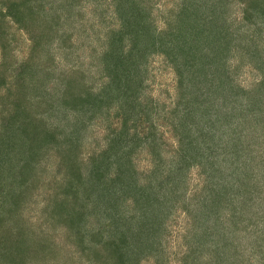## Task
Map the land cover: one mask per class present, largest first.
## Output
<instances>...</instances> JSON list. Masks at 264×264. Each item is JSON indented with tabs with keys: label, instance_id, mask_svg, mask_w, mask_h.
Returning a JSON list of instances; mask_svg holds the SVG:
<instances>
[{
	"label": "trees",
	"instance_id": "trees-1",
	"mask_svg": "<svg viewBox=\"0 0 264 264\" xmlns=\"http://www.w3.org/2000/svg\"><path fill=\"white\" fill-rule=\"evenodd\" d=\"M260 1L262 3L258 4ZM251 2L250 6L256 11L264 10V0ZM131 5L133 8L129 7ZM124 13L127 14V22L124 23L126 30L111 29L114 33L111 32L106 40V50L108 46L109 50L99 56L106 66L108 82L99 92L89 89L80 93L78 100L68 97L66 103L68 106L71 102L69 107H73L70 109L74 111L73 116L68 114L67 118L74 119L71 123L74 128L77 127L72 137L77 136L78 139L79 135L84 134V138L78 142L88 138L91 133L89 127L93 124L103 126L100 122L93 123L94 117L107 123L106 136L103 134L101 137L106 146L87 157L89 166H85L86 169L84 159L77 163L71 157L74 161L63 164L67 175L63 177V186L59 190L53 189L51 195H47L42 205L38 206L39 200L34 198L33 191L43 176L40 175L38 179V175L44 170L42 167L40 170L36 157L39 158L46 151L45 143L56 141V129L49 126V132L45 133L39 129V124H32L27 115L21 121L7 120V128L0 129V264H35L34 261L49 255L50 259H57L58 264H140L148 257L154 258L156 264H165L167 257H171L168 251L171 237L177 232L183 246L179 256H175L178 257V264H198L190 257L200 254H203L202 257H214L212 249L206 245L210 243L211 232L216 229H221L224 234L230 231L240 233L236 241L237 253L244 237L252 245L263 246L264 235L259 234L262 229L256 227L255 235L246 236L232 219L247 220V212L256 207V202L264 203V146L261 145H264V126L259 136L254 132L249 134L244 130L245 124L237 118L239 116L226 114V111L214 115L220 121L216 118L213 121L198 110L202 109L199 108L200 98L197 95H192L194 104L187 105L188 108L181 106L180 113L176 106L164 111L162 104L156 107L145 100L135 105L128 102V107H124L130 99L128 91L135 95L132 100L137 99L138 95L135 94L136 86L140 82L133 69L135 58L144 56V52L147 55L162 52L171 56L172 51V60L175 61L177 51L174 49L188 52L194 51L196 46L186 47L189 42L187 38L179 37L175 32L171 38L155 34L154 30L142 33L141 28L150 30V27L141 26L140 22L148 13L140 0H128ZM129 20L134 21L132 25ZM47 34L44 33L41 38H46ZM211 34L215 37L214 41L218 39L220 43L219 48L222 49H218L219 53L223 54L225 49L232 47V40H228L227 35ZM36 42L33 41L32 51H35ZM164 47L167 49H162ZM193 53L197 54V51ZM33 57L29 55L17 68L23 70L27 67L24 71L29 77L37 79L39 69ZM198 65L203 64L200 61ZM215 67L218 70H215V74L224 79L225 86L231 91L243 92L229 81L232 79L227 68ZM177 73L181 84L185 77L183 73H187V70L184 71L182 67ZM72 80L70 78V82ZM115 84L119 93L106 90H111ZM221 87L222 84L217 83V88ZM12 97L18 98L16 95ZM113 99L123 101L117 103ZM252 99L256 103L262 102L258 95L252 96ZM234 100L237 104L238 99ZM111 107L114 115H120L116 126L109 122ZM94 108L98 111L91 114ZM237 108L241 114L247 112L245 104ZM153 109L157 115L152 117ZM26 111L28 109L21 111V115ZM244 120L247 124V119ZM39 121L43 125L44 121ZM190 123L193 129L179 133L180 148H173L169 164L162 165L164 158L160 153L158 157L161 160L156 159V135L164 139L162 130L166 125L171 124L173 129L182 131L187 126L191 128ZM15 124L19 125L14 131L12 128ZM220 124H223L221 129ZM141 144L146 145L144 148L152 156L151 165L144 171H140L134 162L135 152H139ZM69 156H64L63 161ZM195 164L200 167V172L206 174L203 177L205 188L199 193L178 194L184 187L183 172ZM162 168L165 170L161 171ZM156 171L160 173L156 174ZM252 181L261 183L263 188ZM246 183H256L257 191L241 192L239 186L243 187ZM164 184L166 187L163 190ZM79 186H82V190ZM213 200L216 202L212 203ZM228 209L232 213L223 219L221 214ZM180 211L184 212L186 223L176 221ZM262 216L264 218V212ZM261 221L264 224V219ZM175 222L178 224L177 231L174 230ZM61 234L67 239L64 246L59 245ZM199 238L203 239L202 243ZM229 252L225 257L236 254L230 249ZM225 257L222 262L217 257L219 261L214 260L213 264L225 263L228 259ZM202 259L206 262L208 258Z\"/></svg>",
	"mask_w": 264,
	"mask_h": 264
},
{
	"label": "rangeland",
	"instance_id": "rangeland-1",
	"mask_svg": "<svg viewBox=\"0 0 264 264\" xmlns=\"http://www.w3.org/2000/svg\"><path fill=\"white\" fill-rule=\"evenodd\" d=\"M140 1L148 13L140 22L141 26L150 27V30L141 28L142 33L154 30L155 34L171 38L175 32L177 36L187 38L189 42L187 41L186 47L196 46H194V51L189 50L188 52L174 49L179 55L181 54L179 56L175 52L177 57L175 61L172 60L174 58L172 51L171 56L162 52L161 54L152 52L148 55L144 52V56L135 58L133 69L135 77L139 78L140 82L136 84L135 94L138 95L137 99L132 100L131 98L135 95L128 91L127 95L130 99L124 107H128L129 103L135 105L145 100L156 107L162 104L164 111H169L172 106H176L180 113L182 112L181 106L188 108L187 105L194 104L192 95H197L200 98L199 108L202 109L198 110L210 116L214 119L213 121L216 119L220 121L219 117H214L220 112L235 113L239 116L237 118L245 124L246 132L249 134L254 132L253 134L259 136L260 129L264 126V10L256 11L250 6L253 3L251 0ZM261 3V1L258 2V4ZM127 4L128 0H0V129L7 128V120L17 122L16 119H20L21 121L26 115L30 121L32 120V124H39V129L46 131L45 133L49 126L56 129V141L45 143L46 151L39 158L36 157L40 170L41 167L44 170L38 175V179L40 175L43 176L38 182L36 181V189L33 191L34 198L39 200L37 201L38 206L42 205L47 195H51L53 189L59 190L58 188L63 186L61 183L66 175L64 163H71L74 161L71 157H74L77 163L80 159H84L82 160L84 167H88L87 157L106 146V142H103L101 137L103 134L106 136L105 124L107 123L102 122L100 118L94 117L92 122L103 123V128L98 124L90 126L91 133L83 142L77 141L84 138L83 133L78 136V139L77 136L72 137L77 127L74 128L71 123L74 119L67 118L68 114L72 115L74 111L70 109L73 107H69L72 105L71 102L68 106L66 103L70 96L78 100L79 94L86 90L99 92L108 82L106 66L103 61L99 60V56L106 50V45H108L106 40L112 32L111 29L126 30L124 23L127 22V14L124 13V9ZM129 7L133 8L132 5ZM8 10H10L9 13ZM131 12L132 10L129 11ZM133 22L129 20V24L132 25ZM44 33H48L46 38H41ZM211 33H217L219 36L221 33L224 36L227 35L228 40H232V47L225 49L223 54L219 53L218 49L222 48H219L218 39L215 42V37ZM33 41H38L34 52L31 50ZM222 44L221 42V46ZM108 50L109 46L106 51ZM195 51L197 54L193 53ZM31 54L34 56L32 60L39 69L36 74L37 79L29 77L30 75L24 71L27 67L23 70L17 68V65L19 66ZM199 59L202 66L198 65L200 64ZM215 65H219L222 69L227 68L232 79L229 81L235 87H240L243 92L240 90L234 92L225 86L224 79L220 78L218 73L215 74L217 70ZM182 67L184 71L187 70V73H183L184 80L179 84L177 70ZM70 78H73L71 82ZM217 83H221L222 87L217 88ZM117 86L115 84L111 90H106L113 94L119 93ZM12 95L18 98L15 99ZM254 95H258L262 102L253 101L252 96ZM235 98L238 99L237 104ZM113 100L117 103H120V100L123 101V99ZM233 102L236 105L235 108L231 107L234 105ZM243 104L247 112L241 114L237 106L243 107ZM24 109L28 111L21 115ZM109 110V122L112 126H116L120 115H114L112 107ZM97 111L98 109L94 108L90 113H97ZM155 111V109L152 110V117L157 115ZM162 115L163 112L161 113L163 121ZM39 119L44 121L43 125ZM244 119H247V124ZM12 122L9 124L13 125ZM18 125L15 124L12 129L17 130ZM191 125V128L187 126L182 131L173 129L171 124L166 125L162 130L159 125L160 130L164 132V139L156 135L155 148L157 150L156 159L161 160L158 157L159 153L164 158V161H161L162 165L169 164L171 150L180 148L179 137L184 133L183 131L192 130L193 124L190 123ZM219 128H223V124H220ZM180 132L182 133L179 135ZM242 133L247 137L244 132ZM96 139H98L97 142ZM261 145L264 146L262 143ZM144 147L146 145L141 144L138 147L139 152H135L134 157L135 165L140 171L146 170L152 160V156L150 157ZM68 155L70 156L67 160L63 161L64 156ZM214 164L219 165L216 162ZM200 170V167L195 164L191 169L183 172L184 187H180L182 189L178 194L199 193L202 188H205L206 182L203 177L206 174ZM155 173L158 174L160 171ZM160 178L161 175L158 179ZM256 183L239 186L240 191L251 190L255 193ZM79 187L82 190V186ZM165 187L164 184L162 189L164 190ZM215 202L213 200L212 203ZM251 210L252 208L247 212L249 219L236 218L232 221L246 236L247 234L255 235L254 228L256 227L262 229L259 234L264 235V224L261 221L264 219L262 216L264 203L261 204L258 200L252 213ZM231 213L232 210L228 209L221 214V217L228 218ZM176 221L180 224L187 222L184 212L180 211ZM177 225L176 223L174 226L176 231L178 230ZM211 233L210 243L206 247L212 249L214 257H202L203 254H200L198 257H190L191 261L198 264H213V261H219L217 257H220V262H222V258L230 253V249L236 254L225 257L228 259L221 264H264V242L261 241L263 246L252 245L248 238L244 237L243 244H240L237 253L236 241L239 239V232L236 234L235 231H230L224 234L221 229H216ZM176 234L171 237L168 247L171 257H167L165 264L179 263L178 257L175 256H179L183 246L178 236L179 232ZM65 238V235L61 234L59 245H66L67 239ZM198 240L200 243L203 242L202 238ZM70 248L73 249L71 246ZM49 257H43L34 263H59L57 259ZM202 258L208 259L204 262ZM140 264H156V262L154 258L148 257Z\"/></svg>",
	"mask_w": 264,
	"mask_h": 264
}]
</instances>
